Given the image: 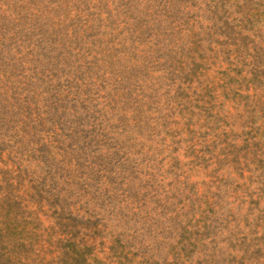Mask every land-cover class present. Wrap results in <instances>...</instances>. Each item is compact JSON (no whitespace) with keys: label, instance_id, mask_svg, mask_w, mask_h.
<instances>
[{"label":"rangeland","instance_id":"374dc122","mask_svg":"<svg viewBox=\"0 0 264 264\" xmlns=\"http://www.w3.org/2000/svg\"><path fill=\"white\" fill-rule=\"evenodd\" d=\"M0 264H264V0H0Z\"/></svg>","mask_w":264,"mask_h":264}]
</instances>
